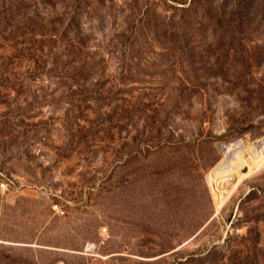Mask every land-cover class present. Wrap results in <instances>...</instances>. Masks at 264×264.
<instances>
[{
    "label": "rangeland",
    "instance_id": "1",
    "mask_svg": "<svg viewBox=\"0 0 264 264\" xmlns=\"http://www.w3.org/2000/svg\"><path fill=\"white\" fill-rule=\"evenodd\" d=\"M3 182L0 264H264V0H0Z\"/></svg>",
    "mask_w": 264,
    "mask_h": 264
},
{
    "label": "built area",
    "instance_id": "2",
    "mask_svg": "<svg viewBox=\"0 0 264 264\" xmlns=\"http://www.w3.org/2000/svg\"><path fill=\"white\" fill-rule=\"evenodd\" d=\"M0 186H1V188L3 189V188H5V187L7 186V184L3 182V183L0 184ZM55 208H56V212H57V213H59V214H63V213H64L63 210H61V209H57V208H58L57 206H56Z\"/></svg>",
    "mask_w": 264,
    "mask_h": 264
},
{
    "label": "bare ground",
    "instance_id": "3",
    "mask_svg": "<svg viewBox=\"0 0 264 264\" xmlns=\"http://www.w3.org/2000/svg\"><path fill=\"white\" fill-rule=\"evenodd\" d=\"M221 169V168H220Z\"/></svg>",
    "mask_w": 264,
    "mask_h": 264
}]
</instances>
